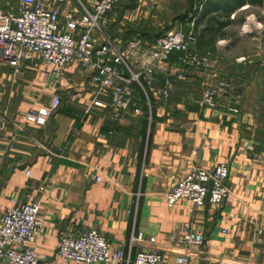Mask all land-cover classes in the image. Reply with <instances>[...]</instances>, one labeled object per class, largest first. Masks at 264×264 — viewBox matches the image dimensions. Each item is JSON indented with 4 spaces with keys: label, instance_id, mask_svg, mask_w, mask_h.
I'll return each mask as SVG.
<instances>
[{
    "label": "crops",
    "instance_id": "1",
    "mask_svg": "<svg viewBox=\"0 0 264 264\" xmlns=\"http://www.w3.org/2000/svg\"><path fill=\"white\" fill-rule=\"evenodd\" d=\"M45 1L58 6L61 23L77 20L97 3ZM18 3L0 0V10L14 12ZM185 4L173 18V0H127L101 23V32L126 52L131 44L145 50L169 32L191 31L196 39L191 53L209 60L207 73L187 67L166 100L159 95L162 74L146 94L135 90L138 115L95 107L94 99L106 104L107 97L97 95L92 72L81 65H67L56 77L38 54L22 53L14 68L0 49V218L18 204L39 203L43 232L34 243L39 264H84L63 262L56 249L62 237L88 229H96L111 252H122L119 264H134L143 251L158 252L169 264L180 254L191 264H264V113L257 118L256 111L264 104V67L258 64L264 55V0ZM238 15L245 44L233 57L211 31L216 21L220 31L236 25ZM176 56L171 54V65ZM139 60L130 59L135 70ZM223 71L239 72L238 113L198 104ZM249 84L254 106L247 100ZM54 95L60 105L45 125L25 119L30 109L48 108ZM111 116L120 119L113 122ZM219 163L229 170L230 194L223 203H165L166 192L188 170H212ZM186 224L204 236L200 247L177 243Z\"/></svg>",
    "mask_w": 264,
    "mask_h": 264
},
{
    "label": "built area",
    "instance_id": "2",
    "mask_svg": "<svg viewBox=\"0 0 264 264\" xmlns=\"http://www.w3.org/2000/svg\"><path fill=\"white\" fill-rule=\"evenodd\" d=\"M61 2L62 0H57ZM126 0H97L93 11H86L77 20L61 23L59 8L45 0H19L16 11L0 10V49L2 59L17 68L22 53L38 54L49 71L56 77L67 65L78 64L92 72L97 95L107 97L105 104L94 99L95 107L106 105L116 109L121 116L138 115L134 106L135 90L144 94L152 90L157 77L162 74L159 95L166 100L173 89L174 81L184 78L187 67H195L201 73L210 68L207 58H198L191 53L196 44L194 34L189 31L169 32L154 44L142 50L131 44L121 51L109 36L101 32V23L114 6ZM79 31L74 37L73 32ZM95 33L100 34L99 39ZM176 53L175 65L170 64L171 54ZM140 57V67L135 70L131 58ZM264 67V55L258 62ZM241 81L226 77L205 87L198 102L200 107L222 108L238 113L242 94ZM60 105L54 95L48 108L30 109L25 119L37 125H45L53 111ZM120 116H111L118 122ZM0 125V129L1 126ZM229 170L225 163L217 164L212 170L193 167L179 178L166 192L165 203L171 207L180 200H186L195 207L220 205L230 194L227 185ZM95 181H101L97 176ZM42 191L43 188H40ZM39 203H22L6 211L0 218V264H39L41 256L35 251L34 243L43 232L39 217ZM223 232V231H222ZM151 243L154 239H149ZM184 247H200L204 236L194 232L188 224L176 239ZM63 262L84 264H119L123 260L120 250L111 252L107 241L96 229L83 231L76 237H62L56 249ZM134 264H169L158 252H139ZM175 264H191L187 255L180 254Z\"/></svg>",
    "mask_w": 264,
    "mask_h": 264
},
{
    "label": "rangeland",
    "instance_id": "3",
    "mask_svg": "<svg viewBox=\"0 0 264 264\" xmlns=\"http://www.w3.org/2000/svg\"><path fill=\"white\" fill-rule=\"evenodd\" d=\"M173 1H174L175 5H173V7H172L170 15L173 16V18H175L176 15L180 16L186 10V8H185L186 7V4H185L186 0H173ZM160 19H161V17H160ZM235 21L237 22L236 25H230V24L225 25L227 28L224 31L219 30V22L216 21V24L215 23L213 24V28H215L216 31H211L213 38H216L217 40L222 41V43H224V44H222L224 47L230 48V50L232 51L231 54L233 57L237 56L241 52V48H242V50L244 49L243 45L245 44V40L240 41V34H239L240 15L237 16ZM226 22L227 21H224V23H226ZM188 29H189V27L185 26L183 30L185 32H187ZM259 69H261V68H259ZM223 73L224 74L221 75V78H223V79L226 77H233V78L239 79V75L237 74V73H239L238 71L237 72L234 71L232 73L227 72V71H223ZM253 77H255L254 74H253ZM250 86H251V84H249L248 88H247V96H248L247 100L249 101V103L253 104L252 106H254L257 102L256 101V93L254 92V90H252L250 92V88H249ZM262 91L264 93V87L262 88ZM256 107H257L256 111L258 112V114H257V118H258V115L260 113H264V104L263 105H257Z\"/></svg>",
    "mask_w": 264,
    "mask_h": 264
},
{
    "label": "trees",
    "instance_id": "4",
    "mask_svg": "<svg viewBox=\"0 0 264 264\" xmlns=\"http://www.w3.org/2000/svg\"><path fill=\"white\" fill-rule=\"evenodd\" d=\"M127 1V0H126ZM125 2V1H124Z\"/></svg>",
    "mask_w": 264,
    "mask_h": 264
}]
</instances>
